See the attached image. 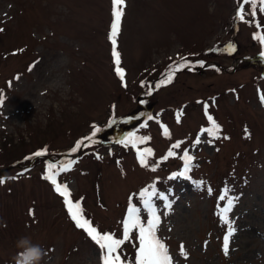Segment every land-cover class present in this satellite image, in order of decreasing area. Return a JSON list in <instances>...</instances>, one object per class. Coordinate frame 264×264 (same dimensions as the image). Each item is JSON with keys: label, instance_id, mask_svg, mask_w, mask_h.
Masks as SVG:
<instances>
[{"label": "rangeland", "instance_id": "rangeland-1", "mask_svg": "<svg viewBox=\"0 0 264 264\" xmlns=\"http://www.w3.org/2000/svg\"><path fill=\"white\" fill-rule=\"evenodd\" d=\"M126 5L117 38L125 86L108 39L112 0H0V264H15L21 236L45 250L41 264H101L98 246L43 178L47 162L68 158L93 125L102 129L96 143L73 154L78 163L58 180L68 184L73 199L83 198L87 218L100 230L122 235L130 197L146 222L138 194L155 184L172 202L169 210L154 198L161 218L157 235L173 264H264V57L253 39L256 27L235 19L237 0ZM256 19L264 25V14L257 11ZM229 45L236 51L229 53ZM178 57L204 66L182 69L171 85L155 89ZM204 103L221 125V138L208 143L205 133L193 147L201 128L210 127ZM148 115L167 125L170 139L157 119L140 128ZM137 130L151 137L139 146L154 150L150 166L176 141L184 143L177 157L152 171L141 167L135 149L117 142ZM44 148L47 155L26 159ZM184 149L195 157L191 179H169L182 169ZM233 197L238 200L228 217L236 231L225 255L228 225L219 212ZM137 246L135 232L122 246L133 264Z\"/></svg>", "mask_w": 264, "mask_h": 264}, {"label": "snow or ice", "instance_id": "snow-or-ice-1", "mask_svg": "<svg viewBox=\"0 0 264 264\" xmlns=\"http://www.w3.org/2000/svg\"><path fill=\"white\" fill-rule=\"evenodd\" d=\"M238 7L236 10L235 19L244 22L246 24H252L256 27L257 31L253 33V39L257 40L261 46L262 51L260 55L264 57V25H261L259 20L256 19L257 11L264 14V0H237ZM245 5L249 6V10L246 12ZM126 0H112V22L110 25V30L108 33V39L112 45V57L114 63V71L117 77L120 79L122 85H125V69L121 66V54L118 51V36L121 31L122 20L125 15ZM246 16H251L252 19H246ZM3 31V29H0ZM22 51V50H21ZM229 53L235 52V45H229L227 48ZM15 54V53H14ZM178 63H173L168 66L167 72L164 74V78L159 80L153 87L159 89L160 87L171 85L176 77V73L182 69L192 70L196 65L200 67L204 66L203 61H197L193 64L192 61L188 60L187 57H178ZM31 70V68L29 69ZM219 71V69H217ZM19 77H17L18 79ZM151 94V92H149ZM261 102L264 103V95L260 96ZM3 102V97L0 95V103ZM115 107V106H114ZM204 114L210 125V127L201 128L200 134L196 136L193 141V147L202 143L201 135L207 134L211 139L208 143H212L213 140H218L221 138L220 133L222 132L221 125L215 120V118L209 113V104L204 103ZM183 115V110L176 114V122H181V116ZM136 119V118H130ZM158 118L148 115L145 122L140 125V128L148 127V121ZM116 123V121L110 120L109 125ZM162 130V135L166 138H171L170 129L167 125L160 123ZM102 129L96 125L92 126V132L89 136L83 137L77 140L75 145L69 150L68 158L62 161H49L46 164L43 178L48 181L53 190L62 197L63 203L67 210L70 219L74 222L75 226L86 232L89 238L98 246L100 250V260L101 264H133V262L128 261L122 255V246L126 242L133 239V232H135V239L138 241V246L136 247V254L134 259V264H173V258L169 253L168 246L166 243L159 238L157 235L159 225L161 223L160 215L158 214V209L154 203V198L166 201L165 207L169 210L171 209L172 202L168 201V198L163 193L158 192L155 184L150 185L142 189L138 196L142 202L143 209L147 212L148 218L146 222L142 219L141 208L137 207L135 204L130 203L127 210V215L122 221L123 232L121 236L112 232H104L99 229L94 222L87 218L85 214V208L83 206V198L73 199L72 191L67 183H62L58 180V177L62 173L70 172L73 166L78 163V160L71 159L73 154L78 153L82 148L87 147L91 144L96 143L95 137L100 133ZM137 131L129 132L122 139L117 141L124 146H130L136 150L137 160L141 167H151L152 171H156L159 164L163 161H167L169 158H175L178 156L176 149H180L184 141H176L172 144L167 153L160 158L154 165H149V158L155 155L154 150L150 147H139L140 145H146L151 137L147 135H138ZM246 138H251L250 132L245 129ZM223 139H230L228 136H223ZM48 154L47 148L36 151L30 157L26 159H33L35 157H43ZM97 159H102L99 155ZM179 159L183 161L182 169L178 172L173 173L169 179L184 178L191 179L189 173L192 171L195 157L191 155L188 149H184L182 155H179ZM11 179H16L12 177ZM5 180L0 178V184H4ZM203 181L197 182V187L202 184ZM151 189V190H149ZM211 193V189H208ZM227 192L225 195L219 197L220 200H225ZM238 197L228 198L227 205L220 209L219 215L221 220L228 225V232L224 236L223 240V251L225 255L229 253L230 238L235 233L236 229L232 227L234 222L229 220L228 213L232 210L234 206V201H237ZM181 255L187 257V252L184 249L183 244L180 246Z\"/></svg>", "mask_w": 264, "mask_h": 264}, {"label": "clouds", "instance_id": "clouds-1", "mask_svg": "<svg viewBox=\"0 0 264 264\" xmlns=\"http://www.w3.org/2000/svg\"><path fill=\"white\" fill-rule=\"evenodd\" d=\"M16 248L19 249L15 264H41L45 250L32 242L31 237L21 236L16 241Z\"/></svg>", "mask_w": 264, "mask_h": 264}]
</instances>
